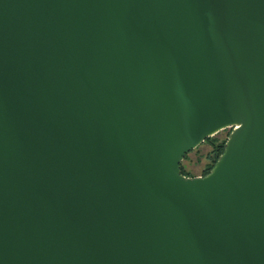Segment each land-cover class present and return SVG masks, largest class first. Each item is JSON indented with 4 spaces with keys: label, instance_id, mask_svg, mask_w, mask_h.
<instances>
[{
    "label": "water",
    "instance_id": "1",
    "mask_svg": "<svg viewBox=\"0 0 264 264\" xmlns=\"http://www.w3.org/2000/svg\"><path fill=\"white\" fill-rule=\"evenodd\" d=\"M0 264H264V0H0Z\"/></svg>",
    "mask_w": 264,
    "mask_h": 264
},
{
    "label": "rangeland",
    "instance_id": "2",
    "mask_svg": "<svg viewBox=\"0 0 264 264\" xmlns=\"http://www.w3.org/2000/svg\"><path fill=\"white\" fill-rule=\"evenodd\" d=\"M233 131L234 129L232 130L231 128H228L217 133L215 136L211 137L212 142L219 144L225 141L227 143ZM208 139L196 149L192 150L182 161L181 167L184 168V170L189 174V177H204L203 175L206 170L212 166L213 158L215 156V145L212 144L211 141L209 142Z\"/></svg>",
    "mask_w": 264,
    "mask_h": 264
},
{
    "label": "trees",
    "instance_id": "3",
    "mask_svg": "<svg viewBox=\"0 0 264 264\" xmlns=\"http://www.w3.org/2000/svg\"><path fill=\"white\" fill-rule=\"evenodd\" d=\"M208 141H209V142H210V141L212 142V139L209 138ZM225 143H226L225 141L222 142V143H219V144H215V143L212 142V144L215 145V149H214V154H215V156H214V158H213V164H212V166L209 167V168L206 170V172H205L204 175H203L204 177L207 176V175L212 171V169L214 168L215 164L218 162V160L220 159L221 155L224 153V150H225ZM187 156H188V155H187ZM187 156H186V157H187ZM186 157H185V158H186ZM182 173H183V175L189 177V174L184 170V168H182Z\"/></svg>",
    "mask_w": 264,
    "mask_h": 264
},
{
    "label": "bare ground",
    "instance_id": "4",
    "mask_svg": "<svg viewBox=\"0 0 264 264\" xmlns=\"http://www.w3.org/2000/svg\"><path fill=\"white\" fill-rule=\"evenodd\" d=\"M228 127H231V126H228ZM233 127H235L236 129H240V128L242 127V124L237 123L236 126H233ZM226 129H228V128H226ZM229 129H230V128H229ZM232 130H233V129H232Z\"/></svg>",
    "mask_w": 264,
    "mask_h": 264
}]
</instances>
